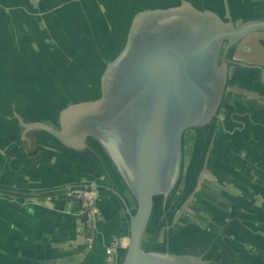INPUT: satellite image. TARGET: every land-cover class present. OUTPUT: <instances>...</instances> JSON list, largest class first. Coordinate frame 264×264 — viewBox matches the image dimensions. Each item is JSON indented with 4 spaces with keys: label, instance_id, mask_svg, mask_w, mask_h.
<instances>
[{
    "label": "water",
    "instance_id": "water-1",
    "mask_svg": "<svg viewBox=\"0 0 264 264\" xmlns=\"http://www.w3.org/2000/svg\"><path fill=\"white\" fill-rule=\"evenodd\" d=\"M19 1L0 5L18 14L7 34L0 26V129L30 181L0 183V194L83 192L95 228L101 199L116 201L126 233L106 245L115 241L112 264H264L263 234L237 215L222 222L207 198L187 210L214 148L255 107L242 91L264 96V0Z\"/></svg>",
    "mask_w": 264,
    "mask_h": 264
},
{
    "label": "crops",
    "instance_id": "crops-1",
    "mask_svg": "<svg viewBox=\"0 0 264 264\" xmlns=\"http://www.w3.org/2000/svg\"><path fill=\"white\" fill-rule=\"evenodd\" d=\"M31 1L37 3V0ZM13 3L21 5L19 0H0V5ZM15 12L10 9L0 10V26L4 25L8 29L6 34L11 31L7 23L18 17ZM15 41L19 45L14 48V54L23 55L17 36L12 40ZM0 48V54H4L3 46L0 45ZM244 93L254 99L255 107L241 110L238 117L242 125L238 133L225 136L214 148L211 171H208L206 178L201 179L198 195L191 200L192 209L187 210L197 215L198 211L193 208L199 206L200 209L203 199L207 198V207L213 205L210 212L222 208V222L237 215L244 231H250L248 233L251 235L263 234L264 237V162L260 161L264 156V96ZM1 117L5 118L3 103H0ZM226 124L228 129H232L233 120L228 118ZM247 131L259 133V137L254 138ZM252 152L256 159L251 157ZM20 154L17 143L6 130L0 129V183L23 185L30 181L11 167L12 161ZM217 170L224 177L221 181L216 178L219 176ZM250 181L259 183L258 190L250 189ZM205 182L208 187L206 194L203 190ZM217 187L221 188L219 206ZM77 202L66 201L64 197L22 199L0 194V264H105V250L110 238L124 237L126 233L121 208L116 201L102 198L97 228L88 234ZM210 212H204V217L213 222L215 218L211 217L213 215Z\"/></svg>",
    "mask_w": 264,
    "mask_h": 264
},
{
    "label": "built area",
    "instance_id": "built-area-1",
    "mask_svg": "<svg viewBox=\"0 0 264 264\" xmlns=\"http://www.w3.org/2000/svg\"><path fill=\"white\" fill-rule=\"evenodd\" d=\"M70 197L71 199L76 200L80 203L83 213L86 216L85 224L87 227L88 234H91L92 232L90 231H92L96 226V218H95L96 208L91 198L87 194L80 191L73 192L70 195ZM88 239H90V235ZM114 246H115V241H112L111 245L106 250L105 264H112Z\"/></svg>",
    "mask_w": 264,
    "mask_h": 264
},
{
    "label": "rangeland",
    "instance_id": "rangeland-1",
    "mask_svg": "<svg viewBox=\"0 0 264 264\" xmlns=\"http://www.w3.org/2000/svg\"><path fill=\"white\" fill-rule=\"evenodd\" d=\"M252 48H253V47H252ZM246 52H247V54H250V55L253 53V52H251V51H250V52H249V51H246ZM250 55H249V56H250ZM249 56H248V57H249Z\"/></svg>",
    "mask_w": 264,
    "mask_h": 264
},
{
    "label": "flooded vegetation",
    "instance_id": "flooded-vegetation-1",
    "mask_svg": "<svg viewBox=\"0 0 264 264\" xmlns=\"http://www.w3.org/2000/svg\"><path fill=\"white\" fill-rule=\"evenodd\" d=\"M244 92H246V91H244ZM248 93V92H247Z\"/></svg>",
    "mask_w": 264,
    "mask_h": 264
}]
</instances>
